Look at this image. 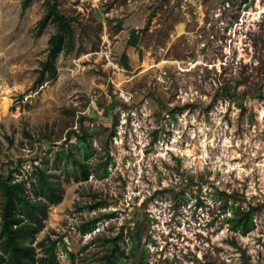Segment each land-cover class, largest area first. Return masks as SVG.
<instances>
[{"label":"rangeland","instance_id":"374dc122","mask_svg":"<svg viewBox=\"0 0 264 264\" xmlns=\"http://www.w3.org/2000/svg\"><path fill=\"white\" fill-rule=\"evenodd\" d=\"M57 3L73 45L33 88L55 24L37 28L45 0H0V170L60 179L36 235L62 237L56 264H104L120 234L122 264H264V0ZM81 125L87 179L56 157L81 156ZM233 198L257 206L245 233Z\"/></svg>","mask_w":264,"mask_h":264},{"label":"trees","instance_id":"16d2710c","mask_svg":"<svg viewBox=\"0 0 264 264\" xmlns=\"http://www.w3.org/2000/svg\"><path fill=\"white\" fill-rule=\"evenodd\" d=\"M32 0H21V6L25 9ZM46 8L43 15L37 20V28L40 30L47 23L55 24V31L48 36L47 51L43 59L35 68V77L32 87L36 88L45 80L54 76L57 72L56 57L61 51H69L73 45V25L71 20L58 9L57 0H45ZM82 125L78 130H70L68 135H74L77 146L81 150V156L77 157L71 149L58 151L65 161L74 170V175L80 179H87L90 168L87 160L88 149H91V141L87 137ZM56 158V159H57ZM22 159L15 161L7 159L8 166L15 162L12 169L0 170V264H56V250L61 245L66 251V243L61 236L45 234L37 239V232L43 225L48 208L51 204L61 200L63 188L59 178L53 177L47 171L44 163L32 162L30 170H20ZM106 165V161L104 162ZM14 171H17L14 173ZM99 204H94L96 207ZM257 206L248 205L243 208L235 204L233 198L230 202V216L225 219L233 229L245 233L253 225V214ZM96 218L83 222L82 231L93 228ZM123 235L109 236L105 238L108 250L102 255L104 264H122L124 248L118 243ZM130 236V253H133V240ZM145 259L141 258L140 264Z\"/></svg>","mask_w":264,"mask_h":264}]
</instances>
